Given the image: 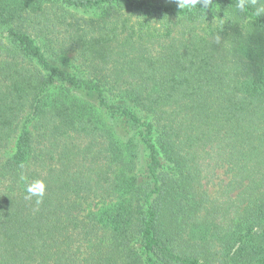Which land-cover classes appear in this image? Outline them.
Masks as SVG:
<instances>
[{"label": "trees", "instance_id": "obj_1", "mask_svg": "<svg viewBox=\"0 0 264 264\" xmlns=\"http://www.w3.org/2000/svg\"><path fill=\"white\" fill-rule=\"evenodd\" d=\"M0 44V264H264V0H0Z\"/></svg>", "mask_w": 264, "mask_h": 264}, {"label": "rangeland", "instance_id": "obj_2", "mask_svg": "<svg viewBox=\"0 0 264 264\" xmlns=\"http://www.w3.org/2000/svg\"><path fill=\"white\" fill-rule=\"evenodd\" d=\"M74 15L78 18H84V19H94L96 17H99L101 14L100 13H89V12H84L83 10L79 9V10H75L73 11ZM1 47V44H0ZM73 53L68 52L66 54H64V57L67 59V63L69 67V69H72V67H75L76 70H80V71H86L85 68L80 67L79 63H77L76 59H74L72 57ZM228 175L225 173L224 169H218L217 170V174L216 177H214L210 183V181L208 182V188L209 191L214 195L216 193V191L222 187L223 185V181L225 179V181L228 179Z\"/></svg>", "mask_w": 264, "mask_h": 264}, {"label": "clouds", "instance_id": "obj_3", "mask_svg": "<svg viewBox=\"0 0 264 264\" xmlns=\"http://www.w3.org/2000/svg\"><path fill=\"white\" fill-rule=\"evenodd\" d=\"M179 2V0H178ZM197 0H184L185 6L192 7L195 5ZM19 180L25 185V199L32 200L35 198L36 204H41L47 192V186L41 179L29 180L27 176L21 174Z\"/></svg>", "mask_w": 264, "mask_h": 264}]
</instances>
